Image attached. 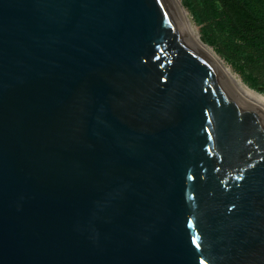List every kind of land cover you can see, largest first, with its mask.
<instances>
[{
    "label": "water",
    "instance_id": "1",
    "mask_svg": "<svg viewBox=\"0 0 264 264\" xmlns=\"http://www.w3.org/2000/svg\"><path fill=\"white\" fill-rule=\"evenodd\" d=\"M0 264H264V102L169 0H0Z\"/></svg>",
    "mask_w": 264,
    "mask_h": 264
},
{
    "label": "trees",
    "instance_id": "2",
    "mask_svg": "<svg viewBox=\"0 0 264 264\" xmlns=\"http://www.w3.org/2000/svg\"><path fill=\"white\" fill-rule=\"evenodd\" d=\"M203 4V11L212 16L220 29L255 53L252 61H264V0H203ZM187 5L200 23L195 9ZM202 39L211 43L208 38Z\"/></svg>",
    "mask_w": 264,
    "mask_h": 264
},
{
    "label": "rangeland",
    "instance_id": "3",
    "mask_svg": "<svg viewBox=\"0 0 264 264\" xmlns=\"http://www.w3.org/2000/svg\"><path fill=\"white\" fill-rule=\"evenodd\" d=\"M183 8L188 12L193 27L200 38H208L211 43L204 41L212 48L215 54L251 88L264 93V61H252L254 52L248 50L230 38L208 13L203 11V0H179ZM195 9L200 19L198 23L190 7ZM195 24V25H194Z\"/></svg>",
    "mask_w": 264,
    "mask_h": 264
},
{
    "label": "bare ground",
    "instance_id": "4",
    "mask_svg": "<svg viewBox=\"0 0 264 264\" xmlns=\"http://www.w3.org/2000/svg\"><path fill=\"white\" fill-rule=\"evenodd\" d=\"M178 23L182 28L185 38L190 45L202 56H204L219 72L228 86L237 93L264 102V93L249 87L239 76L235 74L208 46L202 41L198 32L193 27L188 12L183 8L179 0H169ZM195 25V24H194Z\"/></svg>",
    "mask_w": 264,
    "mask_h": 264
}]
</instances>
